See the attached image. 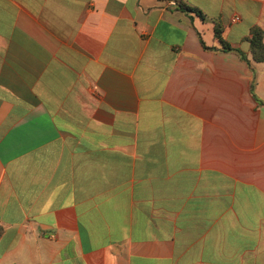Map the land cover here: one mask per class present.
Returning a JSON list of instances; mask_svg holds the SVG:
<instances>
[{"label": "crops", "instance_id": "obj_1", "mask_svg": "<svg viewBox=\"0 0 264 264\" xmlns=\"http://www.w3.org/2000/svg\"><path fill=\"white\" fill-rule=\"evenodd\" d=\"M179 1L0 0V264H264V0Z\"/></svg>", "mask_w": 264, "mask_h": 264}, {"label": "trees", "instance_id": "obj_2", "mask_svg": "<svg viewBox=\"0 0 264 264\" xmlns=\"http://www.w3.org/2000/svg\"><path fill=\"white\" fill-rule=\"evenodd\" d=\"M181 8L186 10L187 12H193L196 13L198 16H200L203 20L206 19L205 15L199 11L198 9H195L188 5H181ZM223 26L221 23L216 22L215 23V35L219 43L221 44L222 48L220 50L222 51H234L239 53L245 60H248V57L239 49L233 48L223 37ZM250 40V53L252 55V58L256 62H264V36L263 32L259 28H254L252 30V37ZM204 44V42H203ZM205 45V44H204ZM205 48L207 49H215L219 50L218 48H209L205 45Z\"/></svg>", "mask_w": 264, "mask_h": 264}, {"label": "built area", "instance_id": "obj_3", "mask_svg": "<svg viewBox=\"0 0 264 264\" xmlns=\"http://www.w3.org/2000/svg\"><path fill=\"white\" fill-rule=\"evenodd\" d=\"M167 5L169 7H173V8H179L180 7V1L179 0H166ZM240 20V17L235 16L233 17L232 21L233 22H238Z\"/></svg>", "mask_w": 264, "mask_h": 264}]
</instances>
